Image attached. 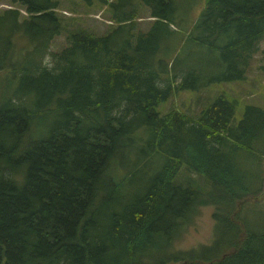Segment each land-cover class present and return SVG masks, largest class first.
<instances>
[{"label": "trees", "instance_id": "1", "mask_svg": "<svg viewBox=\"0 0 264 264\" xmlns=\"http://www.w3.org/2000/svg\"><path fill=\"white\" fill-rule=\"evenodd\" d=\"M17 1L0 11V41L22 34L31 57L10 62L16 80L0 99V264H264V216L255 226L246 200L262 187L264 107L247 103L234 124L224 93L197 114L157 109L177 91L245 76L264 0H202L196 15L201 0H144L151 24L138 31L133 1L97 0L111 7L109 31L74 27L59 50L60 0ZM185 46L192 62L179 61ZM51 111L20 151L33 118ZM133 153L157 164L131 191ZM204 204L211 241L176 248Z\"/></svg>", "mask_w": 264, "mask_h": 264}, {"label": "rangeland", "instance_id": "2", "mask_svg": "<svg viewBox=\"0 0 264 264\" xmlns=\"http://www.w3.org/2000/svg\"><path fill=\"white\" fill-rule=\"evenodd\" d=\"M123 1H127V3L133 1V4L137 5V15H139V17L137 18L138 25L136 31L139 30L138 28L144 30L147 29L151 24V17H149V7L145 1ZM10 5L20 6V3L17 0H0V11ZM202 5L203 1L201 0L198 2L196 9L192 14L196 15ZM120 6V4L113 5L112 9L119 11ZM57 10L62 20L63 28L59 34L53 37L50 43L51 50L61 49L64 44H66L68 32L74 27H85L95 33L102 34L107 33L112 26V21L110 20L111 7L99 3L97 0H60ZM21 11L22 13L24 12L23 9ZM180 22L183 25H187L189 17H181ZM3 32L0 41V99L10 93L11 86L16 80V74L14 73L13 66H11L10 62L16 60L22 62L31 57V46L21 40L23 39L22 34L16 33L9 36L7 31ZM189 53L188 47L185 46L178 53L179 61L187 59L188 62H192ZM33 57L37 58L36 55ZM45 57L44 60H48V57ZM177 65L181 66L180 62H177ZM209 77L210 74L207 73L203 76L201 81H205ZM220 93H224L234 99L235 110L232 119L233 124L242 116L244 107L247 103H254L264 107V36L260 39L259 48L250 64L247 66L245 76L242 79H221L205 83L195 89L186 88L177 91L168 99L161 101L157 105V109L159 111H166L171 108H178L191 114H197L208 102ZM55 117L56 114L52 111L36 115L32 120V128L37 130L33 135H31L30 132H27L24 135L19 150H25L28 141L41 135L43 130L51 124ZM124 160L128 164H133L137 161L134 166L137 168L136 172L128 183L129 185L135 184L133 185V188H129L131 191L136 190L139 180L140 182H143L154 171V166L157 164L153 163L151 156L149 155L140 157L134 153L132 156H128ZM158 161L159 160H156V162ZM144 165L147 169L146 173H142L145 169ZM183 169H185V167H183ZM255 169H259L263 175L262 187L258 192L253 193L246 199L248 200L247 202H249L247 216L255 221L253 222L255 226L257 224L258 227H261L262 223L257 221H262L261 218L264 216V206L261 205L264 204V159H262L260 166ZM183 171L184 170H182V172ZM188 172L189 171H187V175H189V177L195 182L202 186L204 185L205 180L202 176ZM120 174L121 176H126L122 169ZM177 178H179V176ZM246 205L248 204L246 203ZM254 205H260L258 207L259 210L255 214L252 211ZM261 206H263V208ZM213 208L214 206L210 204L199 205L197 207L196 211L190 216L189 222L183 224L180 235L175 241L176 248H195L201 243H209L211 241L214 224L212 217ZM185 262L186 260L180 259L178 261L169 262L168 264H186Z\"/></svg>", "mask_w": 264, "mask_h": 264}, {"label": "water", "instance_id": "3", "mask_svg": "<svg viewBox=\"0 0 264 264\" xmlns=\"http://www.w3.org/2000/svg\"><path fill=\"white\" fill-rule=\"evenodd\" d=\"M186 263V262H185Z\"/></svg>", "mask_w": 264, "mask_h": 264}]
</instances>
